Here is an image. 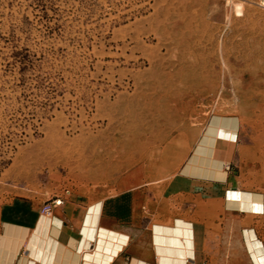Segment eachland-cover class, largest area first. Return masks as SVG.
Here are the masks:
<instances>
[{"label":"rangeland","instance_id":"1","mask_svg":"<svg viewBox=\"0 0 264 264\" xmlns=\"http://www.w3.org/2000/svg\"><path fill=\"white\" fill-rule=\"evenodd\" d=\"M220 123L239 128L235 172L264 166V9L0 0V207L161 183Z\"/></svg>","mask_w":264,"mask_h":264},{"label":"crops","instance_id":"2","mask_svg":"<svg viewBox=\"0 0 264 264\" xmlns=\"http://www.w3.org/2000/svg\"><path fill=\"white\" fill-rule=\"evenodd\" d=\"M237 134L210 125L175 175L100 200L66 193L52 216L39 198L5 202L0 264H264V166L233 170Z\"/></svg>","mask_w":264,"mask_h":264},{"label":"built area","instance_id":"3","mask_svg":"<svg viewBox=\"0 0 264 264\" xmlns=\"http://www.w3.org/2000/svg\"><path fill=\"white\" fill-rule=\"evenodd\" d=\"M226 2V4H233V2L235 0H223ZM249 1L252 4H255L256 6L264 9V0H246ZM66 193H70L69 190L66 191ZM64 204V197L63 196H55L53 199L49 200L48 202H46L43 207H42V212L47 214L48 216H52L54 213V210L57 207H60Z\"/></svg>","mask_w":264,"mask_h":264},{"label":"bare ground","instance_id":"4","mask_svg":"<svg viewBox=\"0 0 264 264\" xmlns=\"http://www.w3.org/2000/svg\"><path fill=\"white\" fill-rule=\"evenodd\" d=\"M239 4H241V3H239ZM236 6H237V4H236ZM241 6H242V4H241ZM241 6H238V7H237V12H238L239 14H241V12H242V8H241ZM140 156H141V155H140ZM153 158H154V157H152V156L150 157L151 161H152ZM131 159H132V160H131V161H132L131 163H130L129 161H127V160H126V161H122L121 159L118 160V161H119L118 163H119L120 165L125 164V163H126V164L128 163L127 165H130V164H133V162L135 161L136 158H135V156H133V157H131ZM118 166H119V165H118ZM95 215H96V214H95ZM105 244H106V241H105ZM183 244H184V243H183ZM99 246L101 247V245H99ZM174 246H175V245H174ZM104 247H105V246H104ZM100 254H101V253H100ZM95 255H97V253H96ZM97 256H98V255H97ZM91 257H92V255H91ZM95 257H96V256H95ZM99 257H100V255H99ZM102 259H103V258H102ZM99 260H100V259H99ZM96 261H97V260H96ZM102 261H103V260H102Z\"/></svg>","mask_w":264,"mask_h":264}]
</instances>
